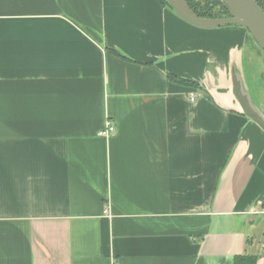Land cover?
I'll use <instances>...</instances> for the list:
<instances>
[{
  "label": "crops",
  "instance_id": "0c3cea01",
  "mask_svg": "<svg viewBox=\"0 0 264 264\" xmlns=\"http://www.w3.org/2000/svg\"><path fill=\"white\" fill-rule=\"evenodd\" d=\"M248 42L156 0H0V264H264Z\"/></svg>",
  "mask_w": 264,
  "mask_h": 264
},
{
  "label": "water",
  "instance_id": "95a60500",
  "mask_svg": "<svg viewBox=\"0 0 264 264\" xmlns=\"http://www.w3.org/2000/svg\"><path fill=\"white\" fill-rule=\"evenodd\" d=\"M174 14L188 24L202 29L237 26L244 28L264 54V12L255 0H218L228 13L227 17L218 19L199 17L188 6L186 0H166ZM233 96L237 99L240 110L264 133V117L254 107L251 99L243 90V85L235 71L232 73Z\"/></svg>",
  "mask_w": 264,
  "mask_h": 264
},
{
  "label": "trees",
  "instance_id": "16d2710c",
  "mask_svg": "<svg viewBox=\"0 0 264 264\" xmlns=\"http://www.w3.org/2000/svg\"><path fill=\"white\" fill-rule=\"evenodd\" d=\"M165 7H169L168 3L166 0H156ZM188 6L191 8V10L197 14L199 17L203 18H212V19H218L221 18L220 14L228 16V13H226L225 8L223 5L218 1V0H186ZM259 8L264 12V0H255ZM219 7L217 11H214V8ZM171 9V8H170ZM219 10H221V13H218ZM247 32V31H246ZM248 38L253 40L249 33L247 32ZM254 41V40H253ZM168 79L174 83H178L181 85H186V86H191L194 85L195 83L193 81L189 82L187 80L181 79V78H176L174 76L169 75ZM256 256H245V255H240L234 258L233 264H255L256 263Z\"/></svg>",
  "mask_w": 264,
  "mask_h": 264
},
{
  "label": "rangeland",
  "instance_id": "374dc122",
  "mask_svg": "<svg viewBox=\"0 0 264 264\" xmlns=\"http://www.w3.org/2000/svg\"><path fill=\"white\" fill-rule=\"evenodd\" d=\"M219 7L214 8V11H217ZM218 13H221V10H219ZM220 17H226V15L220 14ZM249 46L246 49V55H247V64L249 63V66H245V81L249 87V92L252 96L255 97V103L256 105H259V110L262 109L264 106V90L262 89L264 83L262 82V79L260 77L264 76V54L262 50L259 49L255 41L248 38Z\"/></svg>",
  "mask_w": 264,
  "mask_h": 264
},
{
  "label": "built area",
  "instance_id": "2783aa9c",
  "mask_svg": "<svg viewBox=\"0 0 264 264\" xmlns=\"http://www.w3.org/2000/svg\"><path fill=\"white\" fill-rule=\"evenodd\" d=\"M190 100H193V99H190ZM114 132H115L114 127H113L112 123L108 120L104 124V128L101 130L100 135L106 137L107 135L112 134ZM106 213H107V211L104 210L103 214H106Z\"/></svg>",
  "mask_w": 264,
  "mask_h": 264
},
{
  "label": "flooded vegetation",
  "instance_id": "af4514ba",
  "mask_svg": "<svg viewBox=\"0 0 264 264\" xmlns=\"http://www.w3.org/2000/svg\"><path fill=\"white\" fill-rule=\"evenodd\" d=\"M262 82L264 83V76H263V80H262ZM263 90H264V89H263ZM262 106H264V103H263ZM262 109H264V107H263ZM260 112H261L262 116L264 117V110H263V112H262V110H261Z\"/></svg>",
  "mask_w": 264,
  "mask_h": 264
}]
</instances>
